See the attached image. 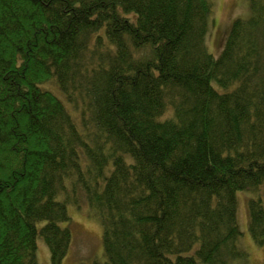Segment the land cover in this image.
Segmentation results:
<instances>
[{"label":"trees","instance_id":"obj_1","mask_svg":"<svg viewBox=\"0 0 264 264\" xmlns=\"http://www.w3.org/2000/svg\"><path fill=\"white\" fill-rule=\"evenodd\" d=\"M211 14L212 0H0V264H40L38 237L62 264L81 197L102 226L92 264L248 262L238 190L264 245V0L218 54Z\"/></svg>","mask_w":264,"mask_h":264},{"label":"rangeland","instance_id":"obj_2","mask_svg":"<svg viewBox=\"0 0 264 264\" xmlns=\"http://www.w3.org/2000/svg\"><path fill=\"white\" fill-rule=\"evenodd\" d=\"M251 1L253 0H212V14L207 37L209 50H212L215 54L219 53L232 21L237 17L244 18L249 14ZM42 85L55 91L64 99V95L54 81H47ZM66 106L69 111L76 115V111L71 104L66 102ZM248 192L242 190L236 192L237 223L242 232L240 243L247 250L249 257L248 262L239 264H264V245H256L247 229ZM78 202H80V205L75 203L67 205L71 218L72 240L62 264H79L81 262L92 264L94 260L102 263L105 258L103 255L101 223L97 217L91 215L83 197ZM36 256L40 264H51L49 249L40 237L37 238Z\"/></svg>","mask_w":264,"mask_h":264}]
</instances>
